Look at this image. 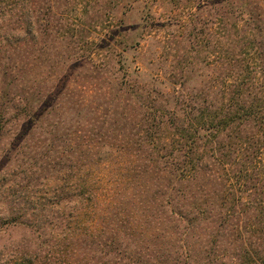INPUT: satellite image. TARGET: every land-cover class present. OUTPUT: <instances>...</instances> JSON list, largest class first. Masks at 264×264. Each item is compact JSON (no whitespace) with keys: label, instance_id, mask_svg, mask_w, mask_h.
Here are the masks:
<instances>
[{"label":"trees","instance_id":"trees-1","mask_svg":"<svg viewBox=\"0 0 264 264\" xmlns=\"http://www.w3.org/2000/svg\"><path fill=\"white\" fill-rule=\"evenodd\" d=\"M6 1L16 28L37 24L38 0ZM147 1L149 21L164 2L191 9L183 0ZM198 1L209 19L194 15L189 38L199 46L207 30L216 44L221 75L209 90L221 87L217 101L203 91L154 97L138 83L100 76L110 63L102 58L125 42L115 38L118 0H93L96 17L79 28V36L96 31L83 40L91 47L71 57L87 61L88 74L67 78L49 59L51 76L29 80L32 108L15 106L46 123L50 196L30 209L39 226L49 217L71 225L64 253L92 242L113 256L109 264H264V0Z\"/></svg>","mask_w":264,"mask_h":264},{"label":"rangeland","instance_id":"rangeland-1","mask_svg":"<svg viewBox=\"0 0 264 264\" xmlns=\"http://www.w3.org/2000/svg\"><path fill=\"white\" fill-rule=\"evenodd\" d=\"M126 1L118 0L112 11L113 21L121 26L115 38L118 43L124 41L125 45H116L113 56L104 53L103 62L109 60L110 63L100 76L107 81L118 78L131 85L138 83L154 97L161 98L162 92L177 96L203 91L209 101H217L221 87L209 90L212 76L221 75L219 69L214 70L217 65H213L219 56L214 49L216 44L208 43L209 32L203 24L200 32L206 30L205 41L197 46V41L189 38L192 20L201 17L207 24L206 4L183 0V4L191 6L190 13H186L175 4L164 2L153 7L154 19L151 16L149 21L147 0H134L130 12ZM92 2L38 0L36 27L20 24L16 28L18 21L15 24L13 17L16 9L12 3L0 0V264H20L18 259L23 253L33 256L26 264H109L113 259L107 249L92 242L85 248L76 247L64 253L71 240L68 229L71 225L66 228L64 218L54 220L49 217L46 224L39 226L38 220L31 215L30 204L44 202L50 196L47 179L50 139L45 133L46 123L37 124L32 117L18 115L15 107L19 105L22 111L32 108V83L29 80L35 77L43 81L51 76L49 59L59 61L57 65L60 66L53 71L59 74L62 69V75L67 78L88 74L90 64L71 57L74 52L81 53L90 48L83 40L96 34L93 28H87L88 32L79 36L82 24L86 27L90 18L96 17L97 8H93ZM22 10L29 18L28 9ZM40 14L46 18L55 15L63 21L51 19L45 22V16ZM81 15L85 16L82 22L79 21ZM66 19L71 22L66 24ZM114 22L107 23L105 28L114 26ZM68 25L69 34L65 29ZM34 28L39 34L34 33ZM46 31H49V37L44 35ZM215 31L220 38L219 30ZM70 38L77 42L69 41ZM54 224L57 227H53Z\"/></svg>","mask_w":264,"mask_h":264}]
</instances>
